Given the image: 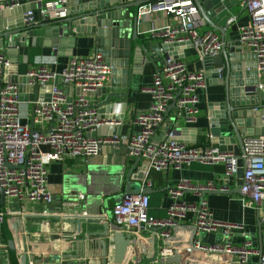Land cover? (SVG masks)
I'll return each instance as SVG.
<instances>
[{
    "label": "built area",
    "instance_id": "1",
    "mask_svg": "<svg viewBox=\"0 0 264 264\" xmlns=\"http://www.w3.org/2000/svg\"><path fill=\"white\" fill-rule=\"evenodd\" d=\"M235 3L248 15V21L238 27V41L243 49L255 57L258 76L262 77L264 0H235ZM22 4V0H0V10ZM67 11V0L41 1L42 21L62 20L66 18ZM153 11H163L169 16L166 23L149 31L152 36L159 37L162 43L191 42L200 60L221 50L223 42L217 32L201 31L205 22L192 0H157L141 6L139 15ZM32 14V11L25 12L24 20L30 23ZM235 21L236 16L230 15L227 23L231 25ZM56 63V58L37 60L24 73L29 79L28 84L44 86L61 77L72 90L80 88L83 92H91L108 84L111 78L112 66L98 50L87 55L70 56L60 72L52 70ZM9 64L7 55L0 50V187L5 194V203L0 209V223L5 216L10 223L14 221L16 212L11 209L13 200L47 206L52 204L53 194L48 187V166L51 162L96 156L105 144L121 145L127 156L140 161L138 171L144 177L151 171L180 170L192 163L221 165L223 171L217 182L195 183L186 177H179L168 189L169 205L164 218L149 215L148 194L138 192L125 195L120 203L111 208L112 221L120 232L134 239L142 232L163 227L157 234L165 238L171 235L169 228L192 224L196 226L194 246L202 250L204 255H229L234 257L235 264H252L249 263V256L258 255L257 264H264V248L257 252L249 240L234 246L228 241L203 244L197 238L200 231H222L227 234L234 229H242V225L214 218L204 199L203 194L206 192L231 193L230 186L241 179L239 199L243 207L260 209L264 202V134L244 137L242 152L236 155L212 143L178 141L174 128L163 127L170 104L175 108L171 117L173 124L197 122L200 115V91L207 88L203 71L190 70L181 59L165 57L162 66L152 75L151 87L146 90L151 99L149 108L134 118L136 130L130 133L92 135L100 127H121L122 120L101 118L90 98L75 95L74 92L69 96L60 85L54 83L47 98L31 102L28 116L25 117L28 121L31 119V125L24 122L18 84L5 78ZM262 85L264 87V79ZM163 128L162 135H157ZM41 146L49 150L42 152ZM241 168L242 174L239 177ZM186 194L197 197L198 201H185ZM78 198L83 199L84 195L79 193ZM260 226L264 232V217L260 220ZM171 253V249L162 247L157 254L164 257ZM26 255L28 259L33 257ZM139 261L135 252L129 251L121 264H140Z\"/></svg>",
    "mask_w": 264,
    "mask_h": 264
},
{
    "label": "crops",
    "instance_id": "2",
    "mask_svg": "<svg viewBox=\"0 0 264 264\" xmlns=\"http://www.w3.org/2000/svg\"><path fill=\"white\" fill-rule=\"evenodd\" d=\"M22 1L25 3L26 0ZM156 1L153 0L150 4ZM230 15H235L236 21L229 26L225 33V40L228 42L238 40V27L248 21L246 11L240 9L237 5L231 7ZM168 18L169 16L163 11H153L150 14H144L143 20L138 26L139 37L146 39L145 43L149 41L161 42L159 37L152 36L149 31L166 23ZM208 30L213 31L205 23L201 31ZM73 33L69 34L75 35L76 38L72 55H87L97 50L91 35ZM64 43L65 47L61 51L68 52V45H66V42ZM244 52L249 56L252 55L245 49ZM169 55H179L178 59L183 60L190 70L203 71L207 88L200 91V115L195 124L184 122L173 124L171 117L175 108L173 104H170L165 115L163 127L174 128L177 126L180 133L177 134L174 129L176 138L184 142L190 143L191 140L196 139V144L212 143L207 131L209 105L222 99V87L214 84L215 78L207 74V70L203 67L194 47H181L173 50ZM69 57L68 55H59L58 51L52 48L34 47L29 49L28 63L18 62L14 66V71L16 70L19 74L25 73L37 60L56 58L57 63L52 66V70L60 72ZM164 59L165 57L162 56L155 61H144L139 67V73L131 75L128 97L120 99L119 101L122 104H119L117 108H113L110 112H105V115H110L111 113L121 114V105L123 103L126 104L121 133L135 131L136 126L133 124L135 116L149 108L151 99L146 90L151 87L152 75L162 66ZM244 63H248V61H244ZM8 69L9 67L6 71ZM263 79L264 76L260 77L261 83H263ZM52 83L54 81L47 85H52ZM47 85L40 87L36 99L48 97L49 89ZM261 87V94L264 95L263 85ZM27 95H30V92H27ZM88 98L94 104L103 99ZM31 102L23 101L20 104L23 120L30 125L31 119L28 121L25 117L28 116ZM259 105L264 107V98L260 99ZM45 128H48V126ZM260 128L261 123H258L250 128L239 127L237 131L240 132L241 138L244 139V137L249 136L248 131H254L253 134L257 135V131ZM164 129L158 131L157 135H162ZM159 138L161 137L159 136ZM233 147L236 148V144ZM40 150L45 152L49 149L46 146H41ZM139 163L140 161L137 159L126 155L123 146L109 144L103 145L100 153L96 156L69 158L62 162H51L48 166V187L53 194V202L48 206L40 203H20L16 200L11 202V209L16 212L14 221L20 220V227L19 231L15 232L11 227L14 221L10 223L7 216L0 223V264H20V257L24 253L28 254V257L33 255L32 259H28V264H106L107 262H112L111 221L105 218V213L102 211L100 203L104 199L120 193L129 174V179L134 188L145 187L150 184L153 192L149 194L148 213L155 218H164L167 216L169 205L168 189L175 184L179 177H186L195 183L217 182L223 171L221 165L192 163L180 170L151 171L147 177L139 180L136 177ZM241 174L242 168L239 170V177ZM240 183L241 179L230 186L231 193L210 192L204 195V199L208 202L215 219L242 225V229H234L227 234L222 231H200L197 238L203 244H221L228 241L234 246L249 240L253 249L260 252L264 248V232L261 231L260 226V220L264 217V202L260 209L243 207L239 199ZM74 187H76L77 191L74 195L75 199L73 202L67 201L65 193ZM79 193L84 195L83 199L78 198ZM184 199L187 202L198 201V198L191 194H186ZM93 200H95V206L90 209ZM68 203L71 204L68 205ZM109 205L110 208L113 207V199L109 200ZM2 208L0 207V209ZM72 208L74 209L72 210ZM84 211L90 214L86 216L87 214ZM73 216L77 218L73 219ZM153 232V230H147L136 237L143 247L148 246L147 251L150 255L147 256H151L154 253L150 245V240L154 235ZM103 241L106 242L105 254H103ZM10 244H13L14 250L9 248ZM159 248L156 253L159 252ZM135 250L134 246L129 245L125 257L129 251L135 252ZM54 257L59 258L55 259ZM203 258L206 259L203 264H235L234 257L229 255L214 253L203 255ZM139 259L140 264H150L149 258L146 256ZM249 263L257 264L258 255H250Z\"/></svg>",
    "mask_w": 264,
    "mask_h": 264
},
{
    "label": "water",
    "instance_id": "3",
    "mask_svg": "<svg viewBox=\"0 0 264 264\" xmlns=\"http://www.w3.org/2000/svg\"><path fill=\"white\" fill-rule=\"evenodd\" d=\"M41 1L43 0H26L18 7L0 10V50L7 55L10 62V70L5 72V78L18 84L21 102L35 100L41 86L38 84L29 85V79L24 73L19 74L16 70L14 71L15 64L18 62L28 63L29 49L34 47L52 48L58 51L59 55L72 56L76 38L75 35H69L71 32L93 37L95 47L112 66L111 78L108 84L91 92H83L80 88L72 90L70 86L64 84L61 77H57L54 84L61 85L63 91L69 96L74 92L75 95L103 98L102 101L94 104L101 118L123 119L125 103L121 105V114L105 115V112L117 108L119 104H122L119 100L128 97L131 75L139 73V67L144 61H155L162 56L169 57L171 56L169 55L170 52L172 53L173 50L181 47H193L191 42L162 43L149 41L145 43L146 39L139 37L138 26L143 20V15H139V8L150 4L153 0H67V16L57 21L41 20ZM192 1L204 22L213 31L219 33L223 42L221 50L217 54L206 55L201 59L207 74L215 78L214 84L222 87V99L209 105L207 131L212 144L217 145L221 150L232 151L239 155L242 152L243 139L237 128H250L261 123L257 135L264 134V123L262 122L264 107L259 105V101L264 98V95L261 94V80L258 76L255 57L246 54L238 40L230 42L225 40V33L230 26L227 21L230 17L231 7L236 5L235 0ZM27 11L33 12L30 23L24 20L26 17L24 14ZM64 42L68 45V52L61 51L65 47ZM171 57L179 58V55H172ZM244 61H248V63H244ZM47 88L50 90L51 85H47ZM27 92H30V95H27ZM68 99L70 100V97ZM31 129L34 131L33 127ZM174 129L177 134L180 133L177 126ZM248 132V135H251L254 131ZM106 133L119 134L121 127H100L92 135ZM195 141L196 139L191 140L190 143H195ZM235 144L236 148L233 147ZM136 177L142 180L144 175L138 171ZM129 178L130 174L127 176L124 188L120 193L111 198H106L100 203L105 218L111 221L110 239L113 245L111 263L121 264L127 247L132 245L136 249L135 256L138 258L148 257L150 264H203L206 260L203 258L204 252L194 246L195 225L180 224L173 226L169 228L171 235L165 238H160L157 234L164 229L163 227L154 228V235L150 240V245L154 251L151 256H147L150 255L147 251L148 246L143 247L136 238L131 239L119 232L118 226L112 221L109 200L113 199L114 205H116L127 194L142 192L149 195L153 192L150 186L132 187ZM75 192H77L76 187L65 193L67 201L73 202ZM4 203L5 194L0 187L1 208ZM70 204L68 203V205ZM94 206L95 200L91 203L90 209H93ZM84 212L87 213V211ZM11 227L15 232H18L20 220H15ZM102 245L103 254H105L106 242L103 241ZM159 246L160 248L171 249L172 253L164 257L158 256L156 250ZM9 248L15 249L13 244H10ZM20 264H28L25 253L20 257Z\"/></svg>",
    "mask_w": 264,
    "mask_h": 264
},
{
    "label": "trees",
    "instance_id": "4",
    "mask_svg": "<svg viewBox=\"0 0 264 264\" xmlns=\"http://www.w3.org/2000/svg\"><path fill=\"white\" fill-rule=\"evenodd\" d=\"M32 60V59H31ZM150 198V197H149Z\"/></svg>",
    "mask_w": 264,
    "mask_h": 264
}]
</instances>
